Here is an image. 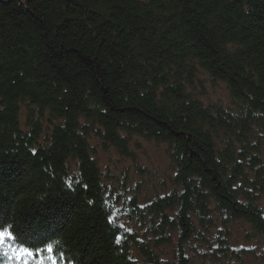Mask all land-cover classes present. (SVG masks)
<instances>
[{"label": "trees", "instance_id": "trees-1", "mask_svg": "<svg viewBox=\"0 0 264 264\" xmlns=\"http://www.w3.org/2000/svg\"><path fill=\"white\" fill-rule=\"evenodd\" d=\"M200 73L226 83L230 107L187 90ZM93 134L127 158L139 136L167 141L174 185L147 204L130 174L99 166ZM263 163L264 0L0 2V223L17 245L52 244L59 264H211L199 248L215 218L264 235ZM126 213L145 226L118 243Z\"/></svg>", "mask_w": 264, "mask_h": 264}, {"label": "rangeland", "instance_id": "rangeland-1", "mask_svg": "<svg viewBox=\"0 0 264 264\" xmlns=\"http://www.w3.org/2000/svg\"><path fill=\"white\" fill-rule=\"evenodd\" d=\"M11 1L13 0H10L9 2ZM3 3L6 4L5 2ZM194 79H196L194 85H187V90L190 89L189 92H191L192 95L196 94L195 88L198 89V87H201L199 90L201 92L200 97L204 103H219L222 104L224 108L231 106L233 103L232 95L226 83L218 80L214 81L207 73L195 75ZM210 136L211 139L216 141L218 144L228 137L220 131H212ZM97 139L99 140L100 138L96 134H93L90 137L93 149L92 151L94 152L99 149L103 164L107 162L108 164L113 165L116 172L122 170L130 174L131 178L129 179V186L131 190H135L140 193L139 185L142 182L158 183L163 181L165 184L173 182L172 177L177 174L175 168L177 157L173 156L175 150L172 149V146L167 141H161L158 139L154 140L152 138L146 139L145 137L139 136V138L135 139L133 142L135 155L127 158L126 156L121 155L115 147H102L104 144L101 145L100 141ZM233 141L235 142V139L231 137L230 142ZM236 144L243 146L245 142L236 141ZM105 149L106 154L103 155L100 150ZM249 158H251L250 155ZM98 163L101 165V160L98 161ZM253 171L255 170L253 169ZM68 181L69 183L71 182L70 179ZM250 186L251 184H248V187ZM154 188L155 191L153 193H156L159 187L154 186ZM253 192L255 193V198L259 197L257 201L258 204L264 208V194L258 190H253ZM141 193L147 194L148 192L142 190ZM115 196L117 197V195ZM142 200L144 201V199ZM215 219L218 224L211 227L215 236L212 237V234L208 231V240L212 242V252H215L219 259L210 253L211 264H219V262L223 264H264V235L259 230L257 231L251 222L243 218H239L238 216H233V219L229 222H225L226 220L222 222V220L218 217ZM6 225L12 227L8 223ZM226 226L232 232L228 238L230 240V245L228 246L226 244L223 245L218 243L217 240L218 232L226 228ZM4 257L7 260L5 264H17L15 260H10L6 256Z\"/></svg>", "mask_w": 264, "mask_h": 264}, {"label": "bare ground", "instance_id": "bare-ground-1", "mask_svg": "<svg viewBox=\"0 0 264 264\" xmlns=\"http://www.w3.org/2000/svg\"><path fill=\"white\" fill-rule=\"evenodd\" d=\"M174 99L176 100L177 98L176 97H174ZM99 137V136H98ZM129 146L131 147V149L133 150L134 148H133V146H134V144H133V142H130L129 143ZM101 148V147H100ZM110 148H112V147H110ZM101 151V153H103V155H105L106 153V149L105 150H100ZM99 164V163H98ZM107 164V162L105 163V164H103V162L101 161V165L99 164V166H103L104 167V165H106ZM113 164H115V163H113ZM115 165H117V164H115ZM107 167H114L113 165H108ZM249 169H247V168H244V171L246 172V173H248L249 171H248ZM111 173H116V170H114L113 172H111ZM104 180H101V183L102 182H106L105 180H107L108 178H110L111 176H110V173L107 175L106 174V172L104 173ZM126 182L127 183H129V179H127L126 180ZM171 184V185H170ZM174 184L173 183H170L169 182V184H165L163 181L162 182H158V183H145V182H142L139 186H140V193L139 194H136L138 197H141L142 199H144V202H146L147 204H152L153 203V201L155 200H158V199H160L161 197H164V195H165V193L166 192H168V190H170L167 186H173ZM154 186L155 187H159V189H158V191L156 192V193H153L154 191H155V188H154ZM152 187H153V189H152ZM164 188V189H163ZM161 189H163V190H161ZM254 189V188H253ZM145 191V192H148L147 194L146 193H141V191ZM255 190V189H254ZM264 192V191H263ZM107 194H109L108 192H107ZM129 197V196H128ZM107 200H108V198H107ZM127 209H129V206H128V208ZM130 210V209H129ZM130 215L128 214V213H126V214H124V215H121V216H119V217H117V219H116V221L115 222H113V223H115L117 226H114L116 229H118V230H120V232L118 233V235H117V237H120V239L121 238H123L124 237V235L126 234V232H128V236H132V235H134L135 233H136V230H137V228H139V227H144L145 226V223H144V221L143 222H140V221H138V223H136L135 221H133L132 219H130V217H129ZM121 225H122V227H125L126 229H127V231L126 232H123V231H121ZM200 228V227H199ZM215 234V233H214ZM138 236V235H137ZM140 237V236H139ZM141 238V237H140ZM142 239V238H141ZM208 250V252H210V253H212V255H214L217 259H219V257L217 256V254L215 253V252H212V250H213V245H212V242L209 240V242H207L206 244H205V242H203L202 244H201V246H200V248H199V250L200 251H203V250ZM158 257H159V255L158 254H156ZM103 256V255H102ZM127 257H133V256H127ZM141 258H142V260L144 261V260H147V257H145V255H142V256H140ZM132 260H134L133 261V263L134 264H140L139 263V258H135L134 259V257H133V259ZM194 261H197V258L196 257H194V259H193ZM161 261H164V262H168L169 264H178L176 261H173V260H170V259H167V261L166 260H163V259H161ZM167 264V263H166ZM196 264H209V263H207V262H205L203 259L202 260H200V261H198ZM219 264H223V263H221V262H219Z\"/></svg>", "mask_w": 264, "mask_h": 264}, {"label": "snow or ice", "instance_id": "snow-or-ice-1", "mask_svg": "<svg viewBox=\"0 0 264 264\" xmlns=\"http://www.w3.org/2000/svg\"><path fill=\"white\" fill-rule=\"evenodd\" d=\"M109 222H112V217H109ZM122 227V225H121ZM18 239L14 235L11 228L3 226L0 223V253L8 257L10 260H15L17 264H45L43 254L48 253L46 259L51 261V264H59L60 259H64L63 254L59 259L53 254L54 249L52 244H47L44 248L31 249L23 245H17L15 241ZM120 237H117L119 243Z\"/></svg>", "mask_w": 264, "mask_h": 264}, {"label": "water", "instance_id": "water-1", "mask_svg": "<svg viewBox=\"0 0 264 264\" xmlns=\"http://www.w3.org/2000/svg\"><path fill=\"white\" fill-rule=\"evenodd\" d=\"M0 1L8 3L10 0H0Z\"/></svg>", "mask_w": 264, "mask_h": 264}]
</instances>
